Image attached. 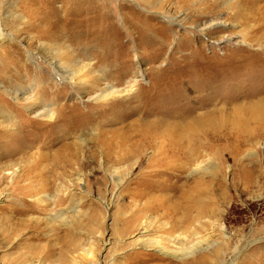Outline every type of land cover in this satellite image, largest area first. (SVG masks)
Wrapping results in <instances>:
<instances>
[{
  "label": "rangeland",
  "instance_id": "374dc122",
  "mask_svg": "<svg viewBox=\"0 0 264 264\" xmlns=\"http://www.w3.org/2000/svg\"><path fill=\"white\" fill-rule=\"evenodd\" d=\"M262 10L0 0V264H264Z\"/></svg>",
  "mask_w": 264,
  "mask_h": 264
},
{
  "label": "bare ground",
  "instance_id": "6f19581e",
  "mask_svg": "<svg viewBox=\"0 0 264 264\" xmlns=\"http://www.w3.org/2000/svg\"><path fill=\"white\" fill-rule=\"evenodd\" d=\"M85 13H87V12H85ZM254 23H255L254 25H256V27L254 26L255 30L254 29L253 30L255 31L256 35L259 34V38L254 39L256 44L258 43V41H260L259 39H261V38H263V42H264V10H262L261 12H258L257 19L255 18ZM0 36H1V34H0ZM228 40H230V39H228ZM237 43L241 44V45L246 44L244 38L242 40H239V42L237 41ZM259 46L263 47L264 45H259ZM55 69L58 72L60 71L59 72L60 75H64V76L67 75L66 78H68V81L70 82L69 83L70 86L74 87L77 92H81L82 95H80V98H86V101H92V102H96V103L103 102L107 106H116L117 103L112 102L111 100H113L115 98H119L120 96H124V97L128 96V94L133 91V88L135 87L136 83L138 82L136 80H132L122 90H119L113 86H108L107 84L103 85V87H99L97 85V82H99L101 80V77H96V76L88 77V75H86L83 78L79 79V77H77L76 72H69V71L66 72L64 69H61L60 67H58V68L55 67ZM61 71H63V72H61ZM94 88L97 89V91L95 93L93 92V94H91L90 92H88V89L93 90ZM108 101H110V103H106ZM260 110H263V109H260ZM40 116L44 117L48 121L47 123H44L45 126H48V125L50 126L51 123H49V122H52L55 120L57 121V120H60L59 118H61L60 115H58L56 113L54 114L50 110L43 111V113ZM148 137H149V135H148ZM149 141H151V140H149ZM151 159H152V157H151ZM158 247H161V246H158ZM83 252H84L85 256H91L92 255L91 250H89V249L83 250Z\"/></svg>",
  "mask_w": 264,
  "mask_h": 264
}]
</instances>
